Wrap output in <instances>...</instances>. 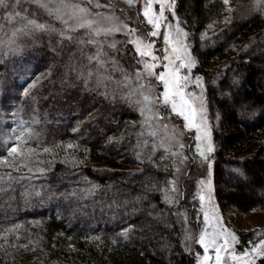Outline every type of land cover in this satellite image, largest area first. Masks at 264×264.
<instances>
[{"label":"trees","instance_id":"trees-1","mask_svg":"<svg viewBox=\"0 0 264 264\" xmlns=\"http://www.w3.org/2000/svg\"><path fill=\"white\" fill-rule=\"evenodd\" d=\"M7 2L0 7V132L4 119H17V131L32 133L20 151H36L3 163L10 145L0 134V264H197L198 247L183 243L179 202L165 199L170 166L154 159L124 86L110 87L109 72L93 63V47L79 32L62 36L58 24L18 32L48 16L33 3ZM221 6L175 0L195 44L196 70L221 72L206 87L210 115H218L216 202L247 213L264 206V12L236 10L243 16L203 36Z\"/></svg>","mask_w":264,"mask_h":264},{"label":"rangeland","instance_id":"rangeland-1","mask_svg":"<svg viewBox=\"0 0 264 264\" xmlns=\"http://www.w3.org/2000/svg\"><path fill=\"white\" fill-rule=\"evenodd\" d=\"M12 1V5L16 8H19L18 6L21 4L20 2H30L40 7L42 11L47 14L48 19H42L37 23L40 22V24L46 25V28H55L56 24L60 25V28L63 29L62 36L68 33L73 34L79 32L82 37L86 38L88 44L93 47L94 57L99 54V60L93 59V63L101 66L105 73L109 72L107 78H110V80L113 81V83L110 84V87L113 89L114 84L124 86L123 95L125 94L126 96L127 94V96L131 97V99H133L132 102H134L140 110L142 118L141 125L144 127L145 134L148 135L146 141H149L156 154L154 159L166 162V164L170 166V181L175 182L176 192L173 193L170 191L173 185L169 181L170 186L167 195L171 196L172 202L176 204L179 202L178 209L175 210L180 221L184 225L182 238L185 247L188 250L195 249L194 246L199 248L194 250L196 263V253L202 254L203 251L196 243V239L203 227V213L201 210V202L199 200L200 181L204 182L206 197L208 195L207 185L208 182L211 181L212 204L215 206L217 214L222 217L223 224L228 229L235 232L238 237L239 243L236 245V250L238 252H242L245 248H250V242L258 243L260 239H264V206L255 208L247 213H239L234 208H228L223 211L216 202L212 184V162L214 153L217 149V141L213 137V127L218 124V115H210L212 110L206 96V87L211 85L213 80L220 75L221 72H218V75L207 74L208 76H203L196 70L199 59L193 51L195 44L192 42L189 32L186 30L185 25L175 11V0H170V4L174 5V15L172 11L168 9H166L165 15L168 18V22L172 23L174 27L178 22L180 28L187 33L185 43L189 47L190 55L195 62V66L191 68L190 72L187 69H185L184 72L185 74L190 75L193 81L189 84L188 91L195 92L203 98L206 110V121L211 131L212 145L214 148L213 152L206 154L207 158L201 157L197 153L195 148L197 142L194 139L196 130L186 129L184 127L185 121L182 117L175 115L169 108L164 106H156V110H158L160 117L158 119H153L151 112H145L143 114L141 112L143 104L138 103V101L142 100V97L137 91L140 83H143L146 86L149 84L152 85L155 89L154 95L157 97L163 91V87L154 77H147L143 81L137 80L136 72L142 67V65L137 63L140 57L136 54L134 45L129 41L134 39L135 36H139L145 41L154 40L155 48L157 50L165 47L163 42L164 28L161 29V35L158 37H150L148 35V33L152 31V28L146 23V20L142 15L143 0H133L132 4L127 3V0H91V3L81 5L90 9L91 14L87 18L97 21L94 27L112 28L127 25L129 29L136 30L134 36L129 35L125 31L114 32L108 35L102 33L99 36L91 34L90 30L86 28H76L75 31H71L70 26H75L79 22L80 17L69 19L68 16H65V19L68 20V23L65 24L61 20L56 19L54 14L50 15L48 10L41 7L36 0H19V3H17V0ZM41 2L48 3L49 8L57 6L56 3H49V0H41ZM219 2L222 4L221 16L220 18H217L216 23H211L209 29L203 32V36H209L214 33V24H218L219 26L228 24L233 19V14L236 10H240L247 14L248 11L257 9L255 0H228L227 3H225L224 0H219ZM97 4H99L100 7H96ZM261 6L264 8L263 4ZM155 10L157 12L159 11V5L155 6ZM238 13L239 12H236L235 14ZM239 15L243 16L240 13ZM105 17H111L112 19H105ZM90 40H96L97 43H89ZM233 43L236 42L233 41ZM112 45L115 46L113 47ZM156 54L161 55V52L157 51ZM101 61L103 62L102 65ZM211 67L212 65L210 64L207 67L208 70ZM119 70L121 75L117 79V77L114 76V72ZM162 70V68L156 69L157 72ZM197 77L201 78L200 86H196L194 83ZM146 116L149 118L147 122L145 120ZM17 123L18 120L12 119L11 117L3 120V130H1L0 134L6 141L7 145L11 146L13 142L9 137H14L16 134L12 130L16 129L15 125ZM153 132H155L156 135H152ZM162 143L164 145L163 147H161ZM180 144L184 145L182 149L179 147ZM169 148L170 151L168 150ZM207 208L208 204L206 200L204 210H207ZM4 233L5 231L0 229V237ZM189 235L192 239H186V236ZM65 240L68 247L74 246L75 240L72 237L65 236ZM257 259L258 258L255 259V262Z\"/></svg>","mask_w":264,"mask_h":264},{"label":"snow or ice","instance_id":"snow-or-ice-1","mask_svg":"<svg viewBox=\"0 0 264 264\" xmlns=\"http://www.w3.org/2000/svg\"><path fill=\"white\" fill-rule=\"evenodd\" d=\"M41 7L48 10L50 15L55 16L56 19L61 20L67 24L69 19L80 17L79 22L75 26H70L71 31H75L76 28L89 29L91 34L99 36L102 33L105 35L125 31L129 35H135V29H129L127 25L117 26L112 28H97L94 25L97 21L88 19L91 14L90 9L84 4L91 3V0H49V3H56L57 6L49 8L48 3H42L41 0H36ZM225 3L228 0H224ZM19 3V0H17ZM127 3L132 4L133 0H127ZM256 8L258 11L264 12V8L261 7L264 4V0H255ZM159 5V11L155 10V6ZM7 0H0V7L7 8ZM96 7H100L99 4ZM166 9L172 11L174 15V5L170 4V0H143L142 15L146 20V23L151 26L152 31L148 33L150 37H158L161 35V29L164 28L163 42L165 47L157 50L155 48V41H145L139 36H135L129 42L134 45L136 54L140 57L137 61L142 65L136 72V78L138 81H143L147 77H154L155 80L162 85L163 91L159 96H155V89L152 85H144L140 83L139 89H137L142 100L138 103L143 104L141 108L142 114L145 112H151L153 119H158L159 112L156 110V106H164L171 110L177 116H180L185 121L184 127L188 130L195 129L196 135L194 137L195 148L197 153L204 158H207L206 154L214 151L211 139V131L206 121V110L201 95L195 92H189V84L192 83L190 75L185 74L184 70H191L195 66V62L192 59L188 45L185 43L187 33L180 28L179 23L173 26L168 22V18L165 15ZM16 15H19L17 13ZM99 15V14H97ZM9 19H14L10 16ZM105 19H112L111 17H105ZM34 28L38 30H44L46 25L39 24L35 20H27L25 28L18 29V32H25L27 28ZM16 33H13L15 35ZM71 39V37H67ZM89 43H97L96 40H90ZM113 47L115 45H112ZM160 51L161 55H157L156 52ZM90 59L99 60V54ZM103 62L101 61V65ZM162 68V71L157 72L156 69ZM201 78L197 77L195 80L196 86H200ZM27 94V90L25 91ZM149 118L146 116L147 122ZM14 137H9L12 140V144L7 148L8 155L3 158L2 162L7 163L8 158L13 155L20 157L21 159L27 157L30 159L32 153L36 151L34 148H29L27 153L21 152L20 147L28 143L31 138V130L21 128L18 132L16 129L12 130ZM152 135H156L155 132ZM27 137V138H26ZM6 142V141H5ZM163 143L161 147H163ZM72 148V145H68ZM179 147L182 149L183 144ZM170 151V148L168 149ZM47 153L49 148L42 149ZM15 163V161H14ZM43 172L44 169H39ZM173 187L171 192H176L175 182L170 181ZM211 181L208 182L207 192L205 195V185L203 181H200V193L199 200L201 202V210L203 213V227L199 233L196 243L202 248V254L196 253L197 264H255L256 258H264V239H260L258 243H252L250 248H245L242 252L236 250V245L239 243V239L235 232L228 229L222 221V217L217 214L215 206L212 204L211 197ZM165 199L170 203L172 198L170 195H165ZM207 200L208 208L204 210V204ZM199 219V217H198ZM15 229H13L14 231ZM129 229L123 230L121 235L125 238L128 236ZM7 240V236L3 237ZM186 239H192V237L186 236Z\"/></svg>","mask_w":264,"mask_h":264}]
</instances>
